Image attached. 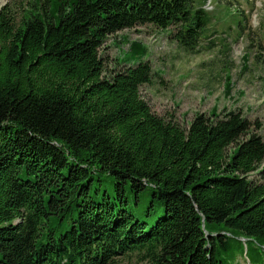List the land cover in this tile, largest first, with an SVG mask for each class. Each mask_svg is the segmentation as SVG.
Here are the masks:
<instances>
[{"label": "trees", "instance_id": "16d2710c", "mask_svg": "<svg viewBox=\"0 0 264 264\" xmlns=\"http://www.w3.org/2000/svg\"><path fill=\"white\" fill-rule=\"evenodd\" d=\"M204 1L0 8V264H251L249 243L264 254L260 124L235 110L188 127L158 116L141 93L144 48L132 43L138 62L117 71L102 56L109 36L144 24L194 49Z\"/></svg>", "mask_w": 264, "mask_h": 264}, {"label": "rangeland", "instance_id": "374dc122", "mask_svg": "<svg viewBox=\"0 0 264 264\" xmlns=\"http://www.w3.org/2000/svg\"><path fill=\"white\" fill-rule=\"evenodd\" d=\"M25 1L0 0V8L10 5L19 17ZM203 5L211 22L194 49L178 44L171 28L137 25L106 39V66L117 71L135 65L130 50L132 43L140 45L145 50L142 60L152 67L141 93L156 115L188 127L197 113L221 116L235 110L258 122L264 139V0H205ZM254 245L249 243L247 262L263 263L264 254H255ZM141 261L131 254L119 256L116 264Z\"/></svg>", "mask_w": 264, "mask_h": 264}]
</instances>
